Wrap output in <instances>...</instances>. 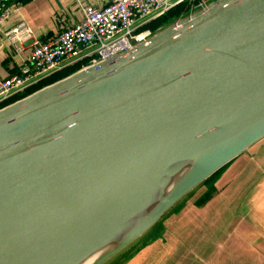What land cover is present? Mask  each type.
<instances>
[{
	"label": "water",
	"instance_id": "obj_1",
	"mask_svg": "<svg viewBox=\"0 0 264 264\" xmlns=\"http://www.w3.org/2000/svg\"><path fill=\"white\" fill-rule=\"evenodd\" d=\"M263 137L264 0H214L0 108V264H77L198 156L103 264Z\"/></svg>",
	"mask_w": 264,
	"mask_h": 264
},
{
	"label": "crops",
	"instance_id": "obj_2",
	"mask_svg": "<svg viewBox=\"0 0 264 264\" xmlns=\"http://www.w3.org/2000/svg\"><path fill=\"white\" fill-rule=\"evenodd\" d=\"M107 2L0 0L9 10L0 26V80L28 66L36 43L80 22L84 5ZM21 21L33 35L16 48L4 31ZM40 79H29L28 87ZM155 226L119 264H264V137L179 199Z\"/></svg>",
	"mask_w": 264,
	"mask_h": 264
},
{
	"label": "built area",
	"instance_id": "obj_3",
	"mask_svg": "<svg viewBox=\"0 0 264 264\" xmlns=\"http://www.w3.org/2000/svg\"><path fill=\"white\" fill-rule=\"evenodd\" d=\"M212 1L108 0L102 7L86 4L82 7L84 17L80 22L36 43L28 56V66L20 74L0 80V102L27 88L31 78L40 79L76 63H81V68L95 65L129 52L138 43L149 42L158 29L147 27L148 23L178 5L183 4L185 11L176 21L205 10ZM8 13L7 5L0 4V26ZM32 35V28L24 21L4 31L6 39L16 48Z\"/></svg>",
	"mask_w": 264,
	"mask_h": 264
},
{
	"label": "bare ground",
	"instance_id": "obj_4",
	"mask_svg": "<svg viewBox=\"0 0 264 264\" xmlns=\"http://www.w3.org/2000/svg\"><path fill=\"white\" fill-rule=\"evenodd\" d=\"M200 161L198 156H189L171 165L155 187L146 190L132 215H127L117 230L85 256L77 264H99L119 246L140 232L153 216L161 201L170 194Z\"/></svg>",
	"mask_w": 264,
	"mask_h": 264
},
{
	"label": "rangeland",
	"instance_id": "obj_5",
	"mask_svg": "<svg viewBox=\"0 0 264 264\" xmlns=\"http://www.w3.org/2000/svg\"><path fill=\"white\" fill-rule=\"evenodd\" d=\"M175 17V13H173V14H171V15H166L165 17H163V18H161V22H162V24H159L158 26L160 27V28H158V30L159 29H162V28H164V27H166V26H168V25H171V24H173L178 18H180V17H183L184 16V14L183 15H180V16H178V17H176L175 19H174V17ZM160 21V20H159ZM157 30V31H158ZM69 68L70 67H64L63 69H60V70H57V71H55V72H52V73H50V74H48V75H45V76H43L41 79H40V81L38 82V83H42V82H51V81H53V80H55V79H57V78H59V79H62V78H64V77H66V76H64V77H62L64 74H66L67 72H69ZM73 73V72H72ZM71 74V73H70ZM59 79H57V80H59ZM56 80V81H57ZM53 82H55V81H53ZM53 82H51V83H53ZM37 83V84H38ZM50 83V84H51ZM37 84H35V85H37ZM48 85V84H47ZM32 88H34L33 86L32 87H27V88H25V89H23V90H20V91H17V92H15V93H12L10 96H8L7 98H5V99H3L1 102H0V108H2V107H4V106H6V105H8V104H10V103H13L14 101H16V100H18V99H16V98H18V97H20L21 95H23V94H25L26 92H30L31 90H32ZM34 92V91H33ZM32 92V93H33ZM31 94V93H30ZM29 95V94H28ZM27 96V95H26ZM25 97V96H24ZM23 98V97H22ZM14 99H16V100H14ZM14 100V101H13ZM202 183V182H201ZM200 183V184H201ZM199 184V185H200ZM199 185H197L196 187H198ZM195 187V188H196ZM193 190V189H192ZM191 190V191H192ZM191 191H189V192H191ZM188 192V193H189ZM162 217V216H161ZM160 217V218H161ZM160 218L158 219V221L160 220ZM158 221L157 222H155L149 229V231H148V233H151L152 231H154L155 230V225H157V223H158ZM147 233V234H148ZM146 234V235H147ZM143 235V234H142ZM141 235V236H142ZM144 237H138L137 239H135L133 242H131L129 245H127L123 250H121L120 252H118L116 255H114L113 257H111L110 259H108L107 261H105L103 264H119L120 263V261H118L123 255H124V257L126 256V257H128L129 255H133V250L132 251H130V252H128L132 247H134L135 246V243H138L139 241H142V239H143ZM123 258V257H122ZM121 258V259H122ZM120 259V260H121Z\"/></svg>",
	"mask_w": 264,
	"mask_h": 264
},
{
	"label": "trees",
	"instance_id": "obj_6",
	"mask_svg": "<svg viewBox=\"0 0 264 264\" xmlns=\"http://www.w3.org/2000/svg\"><path fill=\"white\" fill-rule=\"evenodd\" d=\"M184 11H185V7H184V5H183V4L178 5V6H176L175 8L171 9V10H170L169 12H167L166 14H164L163 16H161V17H159V18H157V19L151 21L150 23H148L147 27H150V28L156 30V29L160 28L158 25H159V24H162V22H161V18L165 17L166 15H171V14L175 13V17L173 16L174 19H175L176 17H178V16H180L181 14H183ZM159 20H160V21H159ZM68 67H70V68H69V72H67L66 74H64L62 77L66 76V75H69L70 73H72V72H74V71L80 69V68H81V63H76L75 65L68 66ZM57 79H59V78H57ZM57 79H55V80H53V81H56ZM53 81H51V82H53ZM51 82H47V83H46V82H42V83H39V84L36 85L34 88H32V90H31L30 92H26L25 94L21 95L20 97H18V98H16V99H20V98H22V97H24V96H26V95L32 93L33 91H35V90L41 88L42 86H45V85H47V84H50ZM16 99H14V100H16ZM14 100H13V101H14ZM210 178H211V176H210L208 179L204 180V182H205V181H208ZM122 257H123V258H122ZM122 257H121L122 259L120 258L121 260L119 259L118 261L121 262V261L124 259V256H122ZM125 257H126V256H125Z\"/></svg>",
	"mask_w": 264,
	"mask_h": 264
}]
</instances>
